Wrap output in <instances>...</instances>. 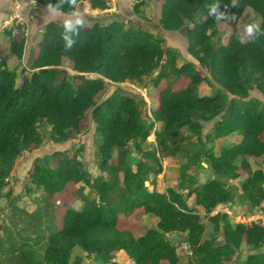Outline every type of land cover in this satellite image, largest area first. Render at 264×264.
<instances>
[{
	"label": "trees",
	"instance_id": "16d2710c",
	"mask_svg": "<svg viewBox=\"0 0 264 264\" xmlns=\"http://www.w3.org/2000/svg\"><path fill=\"white\" fill-rule=\"evenodd\" d=\"M34 1L74 15L85 0ZM143 2L136 4L135 10L139 11ZM90 6L106 10L110 0H90ZM248 6L262 22L245 40L237 25ZM220 22L233 29L226 44L218 41ZM160 23L169 31L186 27L188 52L199 65L191 61L179 65L178 50L165 46L162 37L128 27L120 20L96 22L89 29L84 23L69 28L55 20L48 22L32 72L21 82L8 61L11 56L23 58L27 39L13 36L11 53L0 56V196L17 158L43 143L40 128L48 125L49 138L64 143L82 131L90 110L96 124L97 164L106 174L93 176L79 150L73 154L55 151L43 160L37 158L30 181L44 193L34 199V211L20 207L15 211L29 219L24 230L31 231L28 225L36 222L44 232L33 244L27 242L33 241L30 236L19 250L14 249V264H84L75 257L78 250L102 264H118L116 255L121 251L133 264H264L262 221L233 223L225 212L213 214L220 204H247L253 210L264 203V166L252 170L248 160L264 157V102L251 97L253 90L264 96V0H163ZM64 58L72 61L76 72L72 80L60 71ZM81 73L97 76L80 80ZM148 77L157 88L164 80L187 77L190 82L181 89L170 84L161 88L158 105L150 115L143 110L142 100L120 91L101 103L96 101L108 83L142 84ZM202 83L220 87L210 95H201L198 87ZM214 120L206 139L240 136L219 154L206 147L202 138L204 124ZM184 130L197 137L200 148L194 154H202L215 175L199 182L184 173L191 185L187 194L176 188L157 189L162 157L179 152L192 160L191 153L185 152L184 142L190 137ZM152 133L155 145L148 141ZM132 153L139 157L135 167ZM240 169L247 176L239 188H233L226 179H238ZM148 181L155 186L150 188ZM72 184H80L74 191L81 205L64 211L59 228L53 197ZM27 189L32 193L31 187ZM192 196L215 231L221 233L222 241L205 238L203 216L188 204ZM134 213L155 216L156 226L139 237L121 228L122 216ZM172 233L185 234L191 247L185 263L170 238ZM46 239V245L39 246ZM244 245L255 252L246 254L245 261H237Z\"/></svg>",
	"mask_w": 264,
	"mask_h": 264
},
{
	"label": "rangeland",
	"instance_id": "374dc122",
	"mask_svg": "<svg viewBox=\"0 0 264 264\" xmlns=\"http://www.w3.org/2000/svg\"><path fill=\"white\" fill-rule=\"evenodd\" d=\"M144 1L139 6V11L135 10V5ZM2 4V0L0 1ZM163 0H110V6L106 10H93L90 6V0H85L81 3L77 15H68L61 11L54 10L49 6L43 8L39 5L29 4L27 0H10L9 4L12 6L8 10L7 20H0V56L10 54V42L13 36H24L29 40L32 45L33 51L29 52V49L24 52L23 58L17 56H11L8 61L10 69L17 71L19 81L27 74L32 72L31 65L34 58L37 56L39 51V42L43 38L45 26L50 21H58L62 25L69 26V22H75L76 19L84 21V28L89 29L96 22L106 24L113 20L124 21L126 25L134 28H142L150 31L156 36H160L164 39L165 46L176 48L179 52L178 64L181 65L184 62L191 61L197 65V60L188 52V40L186 36V27L178 31H169L162 27L160 23L161 16V5ZM41 5V4H40ZM10 6V7H11ZM43 6V5H42ZM9 7V6H7ZM9 7V8H10ZM14 7V8H13ZM2 10V9H1ZM5 11V10H3ZM76 13V14H77ZM18 15L19 18L11 19L12 16ZM262 22L261 16L250 6L246 7L243 15L239 19L237 28L243 38L249 39L252 37L254 32L260 26ZM219 34L218 41L223 44L228 42L229 36L233 29L226 22H220L218 24ZM251 30V31H250ZM217 40V37H216ZM27 44V43H26ZM62 69L67 70V76L70 80L76 75L73 70L72 61L69 58H64L61 66ZM26 69V71H25ZM207 75L209 73L203 69ZM154 74L152 77H155ZM97 75H87V77H96ZM152 77H148L144 83H136L127 81L124 83H108L104 91L100 92L96 96L97 103H101L107 99L115 91H120L122 94L131 95L135 98L142 100L143 110L148 115L158 105L160 89L170 84L175 89L185 88L190 79L187 77H181L177 80H164L160 87L154 86L150 81ZM220 86L218 84L208 85L202 83L198 87V93L201 95H210L214 93ZM251 97L258 98L264 102V96L258 91L253 90ZM91 111V110H90ZM88 112L85 119L83 120V129L79 134L74 135L71 139L64 143H55L49 138L50 127L45 125L40 128V132L43 138V143L38 147L29 151H24L15 162L14 170L9 178L8 184L4 187V190L0 196V264H14L12 254L14 249L22 245V242H26L25 238L32 236L34 239H29L27 242L33 244L38 236L42 235L44 229L34 224H29L28 228L31 231L24 230L27 227L29 219L22 214L15 211V207L24 208L28 211H34L36 205L34 199L41 197L44 193L42 189H37L30 181V173L32 172L34 161L37 158L44 159L46 156L52 155L55 151H66L71 154L79 150L80 159L83 164L92 173L93 176L106 175L102 173L97 164V135H96V124L92 119L91 112ZM217 120L205 123L202 130V138L205 142V146L212 148L215 153L219 154L223 147L232 146L234 143L240 140V136L237 134L224 137L222 139H206ZM159 127V125H156ZM187 137H190L184 142L186 147L185 152H190L192 160L179 152H171L169 155L162 157L163 171L158 175L157 189L166 190L168 188H176L180 192L187 194L191 190V185L187 178H183L184 173L194 175L199 182H205L210 178L214 177V172L205 159L200 154L195 156V152L199 150L200 144L197 143V137L191 135L188 130H184ZM150 143L155 145V134L149 137ZM188 145V146H186ZM139 157H135L132 153L133 167L136 166V162ZM115 160L118 161L117 154ZM250 167L252 170L262 168L264 166V157H248ZM55 162L53 161V164ZM240 177L236 180L226 179L227 184L233 188H239L243 178L247 176V173L243 169L239 170ZM153 178V175L151 176ZM150 188H153V184L148 181L146 183ZM78 185H71L66 189L65 192L59 193L53 197V202L57 205V216L58 224L62 223V217L64 211L68 207H78L81 202L75 195V191ZM27 187L33 189L32 193L28 192ZM88 188L86 191L88 192ZM190 207H194L195 210L200 211L203 216V223L206 227L205 238L211 239L217 237L219 241L223 238L220 232H216L213 224L210 222L208 217L205 215L204 210L194 203L193 196L188 199ZM227 209L231 212L232 222L236 223L242 221L250 223V221H264V203L258 209H253L247 204L228 205ZM214 214V212H213ZM158 219L151 214H127L122 216L121 228L129 229L133 232L136 237L144 234L149 228L156 226ZM30 226V227H29ZM61 225L59 226V228ZM171 240L178 246L179 257L181 262H187L188 257L192 253L189 243L186 241L185 234L172 233L170 234ZM24 239V240H23ZM38 242V241H37ZM47 239L41 241L39 246H45ZM41 249L40 247H37ZM16 250H19L18 248ZM255 252L248 248L246 245L243 246V252L236 258L237 261H245L246 254ZM81 258L84 264H102L99 260L93 256H88L83 251H76L75 257ZM116 261L118 264H133L127 254L123 251L116 255ZM162 264H169L163 262Z\"/></svg>",
	"mask_w": 264,
	"mask_h": 264
},
{
	"label": "crops",
	"instance_id": "0c3cea01",
	"mask_svg": "<svg viewBox=\"0 0 264 264\" xmlns=\"http://www.w3.org/2000/svg\"><path fill=\"white\" fill-rule=\"evenodd\" d=\"M1 1V0H0ZM29 4H33V5H39L40 8L43 7V8H46V6H42L40 4H38L36 1L34 0H27ZM10 0H2V4L0 2V20L3 19V21H6L7 20V15H8V10L12 8V6L9 4ZM7 6H11L10 8L7 7ZM14 8V7H13ZM2 9V10H1ZM5 10V11H3ZM2 21V20H1ZM1 24V23H0ZM45 26V25H44ZM32 45H30V42L29 40H27V44H26V47H25V52L27 49H29V52L28 53H31L33 51ZM27 48V49H26ZM27 53V52H26Z\"/></svg>",
	"mask_w": 264,
	"mask_h": 264
},
{
	"label": "built area",
	"instance_id": "2783aa9c",
	"mask_svg": "<svg viewBox=\"0 0 264 264\" xmlns=\"http://www.w3.org/2000/svg\"><path fill=\"white\" fill-rule=\"evenodd\" d=\"M16 18V20H17V18H19V16L18 15H13L12 17H11V19H15ZM227 206H228V204H220V205H218V207L213 211L214 212V214L215 213H217V212H225V213H227L229 216H232L231 215V212L227 209ZM230 206V205H229ZM232 218V217H231ZM238 222H242V221H238ZM251 222H254V221H250V223ZM263 223H264V221H262ZM245 223V222H244Z\"/></svg>",
	"mask_w": 264,
	"mask_h": 264
},
{
	"label": "water",
	"instance_id": "95a60500",
	"mask_svg": "<svg viewBox=\"0 0 264 264\" xmlns=\"http://www.w3.org/2000/svg\"><path fill=\"white\" fill-rule=\"evenodd\" d=\"M60 71H61L63 74H67V73H68L67 70H64V69H62V68H60ZM86 78H87V75H86V74H84V73L78 74V79H80V80H84V79H86Z\"/></svg>",
	"mask_w": 264,
	"mask_h": 264
},
{
	"label": "clouds",
	"instance_id": "9594fccd",
	"mask_svg": "<svg viewBox=\"0 0 264 264\" xmlns=\"http://www.w3.org/2000/svg\"><path fill=\"white\" fill-rule=\"evenodd\" d=\"M73 2H75V0H73ZM75 15L79 16V14H78V13H77V14H75ZM74 23H77V24H83V23H84V21H83V20H81V19H76ZM72 24H73V22H71V21H70V22H69V28H71ZM250 31H251V30H250Z\"/></svg>",
	"mask_w": 264,
	"mask_h": 264
}]
</instances>
